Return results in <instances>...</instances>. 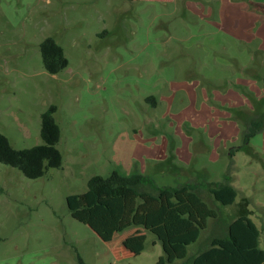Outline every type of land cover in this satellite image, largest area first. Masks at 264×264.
Masks as SVG:
<instances>
[{"label": "rangeland", "instance_id": "374dc122", "mask_svg": "<svg viewBox=\"0 0 264 264\" xmlns=\"http://www.w3.org/2000/svg\"><path fill=\"white\" fill-rule=\"evenodd\" d=\"M185 2L0 0V132L18 150L41 145V116L56 105L63 155L62 168L39 179L0 163V264H79L78 254L88 264H157L162 245L146 225L161 208L153 196L141 197L134 228L111 243L67 207V197L85 193L92 177L134 168L159 186H236L234 205L224 207L204 191L167 208L163 226L188 221L182 208L205 238L217 217L227 225L247 215L264 250V155L242 148L233 160L222 144L216 152V107L238 117L224 100L241 74L225 61L222 46L231 57L245 50L217 38ZM49 37L69 61L58 75L43 66L40 45ZM216 90L225 94L220 105ZM238 125L233 143L242 146L247 126Z\"/></svg>", "mask_w": 264, "mask_h": 264}, {"label": "trees", "instance_id": "16d2710c", "mask_svg": "<svg viewBox=\"0 0 264 264\" xmlns=\"http://www.w3.org/2000/svg\"><path fill=\"white\" fill-rule=\"evenodd\" d=\"M249 7L264 16V5L250 2ZM40 50L47 73L58 75L68 67L65 52L55 39L46 38ZM262 82L264 86V77ZM256 104L253 105L255 114L246 124L240 146L249 151L251 140L264 132V98L257 100ZM57 111V106L51 105L41 116V145L18 150L0 132V163L18 169L29 179L43 178L50 170L62 168L63 155L58 149L61 128L56 120ZM225 179L229 180L228 177ZM87 187L83 194L69 195L67 207L76 221L88 226L104 242H110L115 234L134 228L140 199L149 194L161 204L159 210L151 212L146 218L147 227L152 229V234L162 245L163 255L157 264H264L261 231L247 215L238 216L227 225L222 222L221 216L217 217L205 238L202 226L189 210L181 208L178 211L181 216H188V221L163 226L167 208L191 196L202 198L204 191H208L214 201L224 207L234 205L238 191L229 182L190 181L176 187L159 186L152 177L134 168L130 173L116 170L108 176H94ZM194 248L195 251L191 252ZM77 257L79 264H88L79 254Z\"/></svg>", "mask_w": 264, "mask_h": 264}, {"label": "crops", "instance_id": "0c3cea01", "mask_svg": "<svg viewBox=\"0 0 264 264\" xmlns=\"http://www.w3.org/2000/svg\"><path fill=\"white\" fill-rule=\"evenodd\" d=\"M250 2L264 5V0H186L185 2V6L187 7L186 12L190 13V10L194 6L195 13L200 21H204L209 27L215 29L217 38H232L245 50L241 58L237 56L231 57L228 55V47L222 46L224 49L223 53L226 54L227 60L225 61H229L233 66V63H235L237 65L235 68L239 69L241 73L238 78L231 81L233 84L230 85L233 89L228 88V91L226 90L225 93L229 95V99L224 100L227 101L226 104L230 105L228 109L237 113L238 117L236 119L240 118L241 120H236L234 118L236 116L233 113H222L220 108L216 107V135L219 137V142L216 144V152L222 144L224 149H227L229 157H232L233 160L237 159L242 151L240 143H233L235 133L237 135V132H240L238 123L247 124L253 117L254 108L251 100L264 98V86L262 89L258 88L260 87L258 86L260 81L264 77V74L261 72V69L264 70V16L250 10ZM255 87L262 94L260 92L256 93L257 90ZM247 88L249 89L247 90ZM214 97L216 103H218L217 101L222 100L225 94L216 90V96ZM236 126H238L239 131H236ZM222 140H228V142H231V145L227 147L226 142L221 143ZM250 151L254 152L253 155L259 158H261V155H264V132L256 135L252 139ZM218 156L219 154L216 158ZM234 187L236 188V186ZM236 190L238 191L237 188ZM130 233L131 231L127 234ZM117 235L115 234L113 236L112 242Z\"/></svg>", "mask_w": 264, "mask_h": 264}]
</instances>
